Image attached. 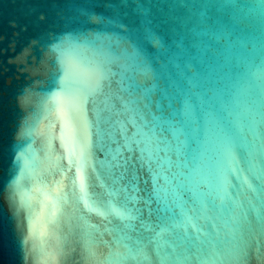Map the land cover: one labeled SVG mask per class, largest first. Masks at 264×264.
I'll list each match as a JSON object with an SVG mask.
<instances>
[{"label":"water","instance_id":"1","mask_svg":"<svg viewBox=\"0 0 264 264\" xmlns=\"http://www.w3.org/2000/svg\"><path fill=\"white\" fill-rule=\"evenodd\" d=\"M209 4L215 6L205 7ZM69 36L81 41L110 38L114 47L118 42L119 50L126 49L129 57H138V63L157 74L155 79L136 74L138 81L154 89L153 99L167 92L169 99L163 101L164 111H157L158 116L170 118L171 102L179 120L188 101L201 129L208 127L210 112L220 122L230 119L242 135L236 155L253 152L258 163L264 160V10L259 0H0V264H161L151 241L157 233H163L161 244L171 239L167 230L185 221L190 209L205 198L199 193L209 191L224 197L220 208L210 212L217 218L222 242L214 252L178 249L180 260L172 256L166 264H238L227 222L233 212L241 211L233 208V201L246 208L249 199L257 200L242 178L247 176L253 185L258 182L244 161L240 178L233 177L224 156L207 161L194 177L193 186L200 185L196 203L192 193L179 187L172 191L173 186L161 178L160 197L175 208V217L165 213L149 217L145 212L143 219L151 230L139 221L135 231L128 230L141 241L133 244L143 250L141 255L128 260L115 255L126 249L115 244V232L106 229L123 225L114 216L90 211L79 199V189L72 184L76 167L69 164L63 139L64 121L51 102L63 76L58 46ZM109 91L118 92L117 85L105 89ZM105 103L106 96L101 95L85 106L76 122L81 135L83 119L94 122L97 111L109 115ZM110 103L115 105L113 113L120 110L114 96ZM117 119L125 117L112 116ZM162 135L172 139L167 126ZM92 140L95 143L94 129ZM191 148L200 153L207 148L206 156L215 152L212 144ZM110 160L107 148H92L89 161L95 167L87 168L88 195L90 203L95 201L101 209L109 202L117 206L123 202V194L118 199L109 195L116 171L108 166ZM212 167L215 176L208 174ZM137 168L141 189L150 192L151 174L139 164ZM85 221L98 229L94 257L85 246ZM244 228L253 251L239 264H264V249L254 251L255 237L264 244V226L248 211Z\"/></svg>","mask_w":264,"mask_h":264},{"label":"snow or ice","instance_id":"2","mask_svg":"<svg viewBox=\"0 0 264 264\" xmlns=\"http://www.w3.org/2000/svg\"><path fill=\"white\" fill-rule=\"evenodd\" d=\"M215 5H205L213 7ZM259 7L264 10V0H259ZM167 23V21H163ZM61 55V66L63 76L58 82V91L52 96V104L56 108L61 119L64 121L66 151L70 165L76 167V178L72 184L79 189V199L84 203L85 208L90 211L95 209L99 214L116 217L123 227H114L106 231L115 232L113 241L118 246L126 249L125 253L118 250L115 255L120 260L137 259L142 249L133 247V244L140 245L139 239H134L130 231L136 230V222L139 221L142 227L151 230L143 219L147 212L149 217L159 216L162 213L176 215L175 208L166 199L160 197V179L173 186L185 188L192 193L193 203H196L197 189L200 185L193 186L194 177L198 175L207 165V161L214 157L224 156L229 160L228 172L233 177L240 178L242 169L240 161L248 165V169L254 180L258 183L253 185L247 176H244L243 183L256 194L257 200L254 202L249 199L247 207L243 202L233 201V208H240L239 213L233 212L227 222L230 244L234 259L238 262L243 261L253 251V241L246 238L244 224L248 222V211H251L258 224L264 226V160L259 163L253 152L237 156L240 149L242 135L239 127L230 119L223 122L217 120L215 115L209 113L208 127L201 129L197 121L193 119V105L188 101L184 102L182 118L177 120V113L170 102L167 107L172 109L170 118L163 120L158 116L157 111H164L163 101L169 99L166 91L161 92V98L154 100V89L147 87L136 78L140 73L146 79L156 78V73L152 72L147 66L138 63V57H129L127 50H119V43L114 47L110 38L106 39H87L81 41L80 37L69 36L58 46ZM84 53H89L85 56ZM118 78V79H117ZM113 83L118 87V92H105L111 90ZM105 95V111L108 116H103L100 111L95 114L94 122L83 119L81 122L84 128V135H81L76 127L77 119L85 106L95 97ZM195 95V94H193ZM113 96L120 101L121 108L113 113L115 105L111 104ZM155 108V111L153 110ZM123 116L125 119L112 120V116ZM103 124H110L109 129L103 128ZM167 126L171 132L172 139L169 140L162 133ZM95 130L96 140L93 143L92 130ZM119 136V139H117ZM110 144H115L112 148ZM212 144L215 152L212 155L193 152L191 144ZM93 147L100 148L102 151L107 148L111 160L108 162L110 169L116 171L112 173L113 184L110 187L109 195L117 199L123 194V202L117 206L109 202L106 207L101 206L95 201L90 203L87 184V168L94 165L90 164L89 156ZM161 153H164L161 156ZM175 156V159L172 156ZM147 168L152 177V188L148 192L140 187L139 169ZM118 173V175H117ZM216 169H209V175L215 176ZM145 184L148 181H144ZM205 184L204 187H208ZM226 191V190H225ZM143 193V194H142ZM199 200V206L190 209L191 215L187 216L179 226H173L167 230L171 239H165L163 244L159 242V237L163 233H157L151 241L156 245L157 255L160 257L161 264L176 256L178 249H184L185 253L192 249L197 251L210 249L216 251L217 245L221 243V229L216 223V216L210 212L218 210L223 204L224 197L219 192L209 191ZM217 199L221 204H217ZM231 199V196H228ZM143 203V207L136 205ZM156 205L153 207V205ZM188 202L184 201V205ZM129 205H132L129 208ZM83 220L84 218L81 217ZM111 223V221H109ZM84 229L85 246L90 256H96L95 246V225H87ZM130 230V231H128ZM132 241L133 243H129ZM254 251L259 254L264 249L259 237L254 238ZM107 243V242H105ZM147 258V257H145ZM185 259L189 257L185 256Z\"/></svg>","mask_w":264,"mask_h":264}]
</instances>
